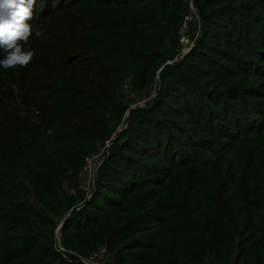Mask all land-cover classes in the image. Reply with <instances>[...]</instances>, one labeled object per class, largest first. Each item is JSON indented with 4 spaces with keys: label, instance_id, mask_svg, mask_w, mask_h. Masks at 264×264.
<instances>
[{
    "label": "trees",
    "instance_id": "obj_1",
    "mask_svg": "<svg viewBox=\"0 0 264 264\" xmlns=\"http://www.w3.org/2000/svg\"><path fill=\"white\" fill-rule=\"evenodd\" d=\"M27 23L32 62L0 68V264H264V0H36Z\"/></svg>",
    "mask_w": 264,
    "mask_h": 264
},
{
    "label": "clouds",
    "instance_id": "obj_2",
    "mask_svg": "<svg viewBox=\"0 0 264 264\" xmlns=\"http://www.w3.org/2000/svg\"><path fill=\"white\" fill-rule=\"evenodd\" d=\"M36 0H0V68L15 69L29 65L34 56L25 45L33 35L32 19ZM40 37L41 32L35 31Z\"/></svg>",
    "mask_w": 264,
    "mask_h": 264
},
{
    "label": "rangeland",
    "instance_id": "obj_3",
    "mask_svg": "<svg viewBox=\"0 0 264 264\" xmlns=\"http://www.w3.org/2000/svg\"><path fill=\"white\" fill-rule=\"evenodd\" d=\"M189 13L191 17V21L194 23L195 26L198 24V17L196 15V12L192 5L189 7ZM188 28L185 27V31L182 34L185 38V41L180 40V44L183 47L182 50V57H184L186 54H188L191 51V47L193 45V42L188 38ZM182 39V36H181ZM188 43V44H187ZM158 83L159 80H157L152 88L146 92L143 93H135L130 89L129 84H127L122 90L121 94L124 99V103H127L130 106L131 110L138 109V108H143L146 104H148L151 99L155 96L156 90L158 88ZM128 115H126L125 119L123 120L121 128L126 129L129 125V119ZM107 145L101 146L98 151L93 154L91 157L93 158L92 166L90 171H83L81 176H80V186L81 189H83L86 193H90L93 190L94 182L96 179V176L98 174V170L100 168V165L102 161L104 160V157L106 155V150H107ZM250 152V149L248 151V154ZM97 258H93L90 260V262H95L98 264H111L112 262V257L111 255L106 251L105 248H102L98 253H97ZM88 257V259H90Z\"/></svg>",
    "mask_w": 264,
    "mask_h": 264
},
{
    "label": "built area",
    "instance_id": "obj_4",
    "mask_svg": "<svg viewBox=\"0 0 264 264\" xmlns=\"http://www.w3.org/2000/svg\"><path fill=\"white\" fill-rule=\"evenodd\" d=\"M185 27H186V26H185ZM185 27H184V29L182 30V34H183L184 31H185ZM181 41H182V42L185 41V38H184L183 35H182V39H181ZM183 43H184V42H183ZM183 43H181V44H183ZM187 44H188V43H187ZM106 145H107V147H109V142H107ZM92 160H93L92 157H89V158L86 160V166H85V168H84V171H85V172L91 170V166H92V162H93ZM61 227H62V226L59 227V229L57 230V233H56V234H57V241H58V244H59V249H60L61 251H64V248L61 246V235H60V233H59V230H60ZM97 257H98L97 254H94V255L91 256L90 259L86 258L85 261H86L87 263H90V264H98V263H95V262H90V260H92L93 258H97Z\"/></svg>",
    "mask_w": 264,
    "mask_h": 264
}]
</instances>
